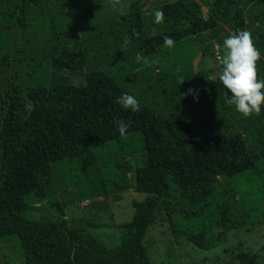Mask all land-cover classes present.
Here are the masks:
<instances>
[{
	"label": "trees",
	"instance_id": "16d2710c",
	"mask_svg": "<svg viewBox=\"0 0 264 264\" xmlns=\"http://www.w3.org/2000/svg\"><path fill=\"white\" fill-rule=\"evenodd\" d=\"M114 5L0 0V86L8 82L0 90V248L17 238L21 264H152L144 242L159 220L205 251L225 244L227 233L264 225V104L242 115L224 103L218 74L194 66L243 30L264 78V0ZM99 14L107 19L100 24ZM137 53L150 66L137 64ZM123 93L137 98L138 112L116 103ZM116 121L128 124L125 135ZM54 187L77 204L119 192L146 197L110 247L98 218L35 215L32 204L52 198ZM50 204L62 211L56 198ZM225 253L227 264H264L243 243L224 245Z\"/></svg>",
	"mask_w": 264,
	"mask_h": 264
},
{
	"label": "rangeland",
	"instance_id": "374dc122",
	"mask_svg": "<svg viewBox=\"0 0 264 264\" xmlns=\"http://www.w3.org/2000/svg\"><path fill=\"white\" fill-rule=\"evenodd\" d=\"M134 0H113L114 8L119 11H125L129 8L130 4ZM145 3L144 9L153 7V4L157 0H141ZM156 1V2H155ZM103 10V9H102ZM104 10H109L106 4ZM205 12L207 8H204ZM96 23H102L107 19L104 14L97 15ZM148 22V21H147ZM161 24L163 23L160 21ZM157 25V23H156ZM154 29V25L152 26ZM154 33V32H153ZM218 48L219 46L216 45ZM195 48H189L190 52ZM217 50V49H216ZM220 57L215 58L208 56L206 58H195L194 66L198 69H211L212 78H216L219 69L221 67V60L224 53L223 48L218 49ZM197 56V55H193ZM201 62V63H200ZM5 85L0 86V90L8 87L7 79ZM132 85L134 83L131 82ZM137 88L136 84L134 86ZM164 101V99H163ZM111 153L113 148L110 147ZM100 156V155H99ZM70 163L68 168L70 174L75 176L77 167ZM135 181V179H134ZM133 181V182H134ZM76 191V190H74ZM52 198L45 199L43 203H38L35 206V215L38 218H44L45 220L55 221L57 223H71L78 221L81 217L87 218L90 222V218H98L100 223L108 224L107 231L103 233L99 231V235L103 242L107 246H117L120 244L119 225L122 223L130 222L135 214L134 202H141L145 199L146 195L138 192H119L109 197L93 198L89 201H85L81 204H77L68 200V197L61 194V191L57 190V187L53 189ZM64 196V197H63ZM57 199L60 203L62 211L57 206L50 204L51 200ZM30 203V199L27 200ZM99 223V224H100ZM255 230V231H254ZM252 233L247 232L245 229H238L226 234L225 240L220 243V246L216 250H202L195 245L189 243V241L183 236L175 238V234L170 229L169 223L159 220L154 224L145 239V246L150 255L152 264H227L229 257L223 254V246H231V249L237 248L240 243H243L245 247L252 252L264 255V225L256 227ZM91 234H95V230H88ZM8 247L0 248V264H5L6 261H10L9 264H21L20 257L21 249L17 238H12L9 241ZM2 243V242H1ZM0 243V245H1ZM264 263V261H263Z\"/></svg>",
	"mask_w": 264,
	"mask_h": 264
},
{
	"label": "clouds",
	"instance_id": "9594fccd",
	"mask_svg": "<svg viewBox=\"0 0 264 264\" xmlns=\"http://www.w3.org/2000/svg\"><path fill=\"white\" fill-rule=\"evenodd\" d=\"M153 15L157 22L163 18V14L159 11ZM127 43L128 41L125 40L122 47ZM164 44L171 47L173 40L165 37ZM222 47L225 54L221 60L218 77L221 85L227 90L224 103L234 106L235 110L244 116L259 113L261 104H264V78L257 75L256 62L260 53L254 46L251 34L248 31L236 30L224 37ZM135 59L137 64L150 66L149 60L140 53H137ZM193 92L194 90L189 89V94ZM193 99H198V96L194 95ZM116 103L125 110L132 112L140 110L137 98L127 93L118 96ZM25 107L26 110H31L32 105L29 103ZM115 124L119 134L125 135L128 124L123 121H116Z\"/></svg>",
	"mask_w": 264,
	"mask_h": 264
},
{
	"label": "built area",
	"instance_id": "2783aa9c",
	"mask_svg": "<svg viewBox=\"0 0 264 264\" xmlns=\"http://www.w3.org/2000/svg\"><path fill=\"white\" fill-rule=\"evenodd\" d=\"M216 49H217V56H218V58H221L220 57V53H219V50H218V47L216 46Z\"/></svg>",
	"mask_w": 264,
	"mask_h": 264
},
{
	"label": "crops",
	"instance_id": "0c3cea01",
	"mask_svg": "<svg viewBox=\"0 0 264 264\" xmlns=\"http://www.w3.org/2000/svg\"><path fill=\"white\" fill-rule=\"evenodd\" d=\"M157 5V2L155 4H153V6Z\"/></svg>",
	"mask_w": 264,
	"mask_h": 264
}]
</instances>
